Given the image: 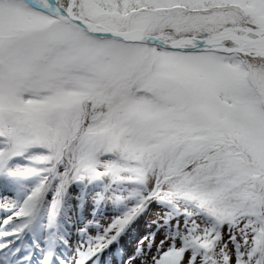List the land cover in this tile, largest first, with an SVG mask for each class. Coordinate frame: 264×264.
<instances>
[{
    "label": "snow or ice",
    "instance_id": "6c2138e0",
    "mask_svg": "<svg viewBox=\"0 0 264 264\" xmlns=\"http://www.w3.org/2000/svg\"><path fill=\"white\" fill-rule=\"evenodd\" d=\"M0 185V264H264V0H0Z\"/></svg>",
    "mask_w": 264,
    "mask_h": 264
},
{
    "label": "rangeland",
    "instance_id": "374dc122",
    "mask_svg": "<svg viewBox=\"0 0 264 264\" xmlns=\"http://www.w3.org/2000/svg\"><path fill=\"white\" fill-rule=\"evenodd\" d=\"M14 193V189L8 186L0 185V209L3 208V201L7 200ZM164 209L159 207L156 204H153L147 212H145L138 220L134 223V225L128 230L121 239V242L110 251L107 252L106 255L103 256V264H110L111 260L114 259H123L122 255L133 253L137 246L138 242L142 237L147 236L150 232L155 230L154 221L158 219L163 214ZM114 213V209L111 207L107 209H102L101 213L98 217L99 221L102 224H107L110 222ZM8 215L6 211H0V226H2L4 218ZM225 239L227 238V230L225 229L224 233ZM164 239L163 233H157L155 237L156 244ZM75 235L73 236V246L75 245ZM167 247V245L165 246ZM153 253H155V246L152 249Z\"/></svg>",
    "mask_w": 264,
    "mask_h": 264
},
{
    "label": "bare ground",
    "instance_id": "6f19581e",
    "mask_svg": "<svg viewBox=\"0 0 264 264\" xmlns=\"http://www.w3.org/2000/svg\"><path fill=\"white\" fill-rule=\"evenodd\" d=\"M122 257H123V255H122ZM110 264H122V261L120 258L119 259L117 258V259H114L113 261L111 260Z\"/></svg>",
    "mask_w": 264,
    "mask_h": 264
}]
</instances>
